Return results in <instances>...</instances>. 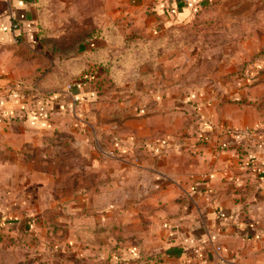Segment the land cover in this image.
<instances>
[{
    "label": "crops",
    "instance_id": "crops-1",
    "mask_svg": "<svg viewBox=\"0 0 264 264\" xmlns=\"http://www.w3.org/2000/svg\"><path fill=\"white\" fill-rule=\"evenodd\" d=\"M153 1L118 0L117 24L157 34L213 2ZM245 1L235 12L259 27L246 41L214 48V83L186 90L183 80L163 88L136 80L125 89L105 84L98 95L91 77L72 91L61 81L35 87L48 55L28 53L39 45L47 0H0V228L50 224L68 237L59 253L79 264H264V132L239 133L264 129L263 62L237 73L241 56L264 47V6ZM106 26L94 29L118 28ZM105 41L97 37L95 46L116 48ZM86 52V66L88 57L106 59ZM75 65L68 71L77 76ZM166 65L160 74L168 75ZM110 66V76L134 71L116 59Z\"/></svg>",
    "mask_w": 264,
    "mask_h": 264
},
{
    "label": "rangeland",
    "instance_id": "rangeland-1",
    "mask_svg": "<svg viewBox=\"0 0 264 264\" xmlns=\"http://www.w3.org/2000/svg\"><path fill=\"white\" fill-rule=\"evenodd\" d=\"M67 1L47 0L42 12L41 29L42 35L46 39L49 38L48 43L50 44L36 46L35 51L30 50L29 56H31L30 54H36L37 48L42 47L48 51V56H59L61 54L68 56L70 49L82 41L88 33L93 30L96 31L97 29H94V27L100 23H103V26L107 24L106 27H110L113 23L118 26V28H110L107 32L109 40H120L123 44H115V46L120 49H127V52L129 48L137 47V50L140 48V44L144 45V41H140L142 39L160 37V41L155 46L160 51L159 55H144L141 58L137 57V55H132V58L126 62L128 69H125L134 70L132 76L121 75L125 73L124 70H122L121 76H110L108 71L104 74L102 73L101 77H98L100 78L98 79L99 82L96 83L95 93L98 95L102 93V88L105 84L109 88L125 89L133 86L132 84L136 80H142L144 82L143 85L152 86V88H163L171 82L180 84L183 80L182 86L186 90L202 84H208L212 81L214 69H218L220 65L219 61L214 62L212 60L211 53L214 51V48H224V46L228 48L230 38L246 41V37L249 34L252 35L251 28L259 27L258 23H253L255 19L252 16L244 18V10L240 15L235 12V6L241 8L247 6L245 0H213L204 10L198 12L192 21L182 25L171 26L166 30H162V32H156L157 34H152V31L119 26L120 24H117L114 17V11L112 12V10L123 6L118 0ZM262 1L263 3L260 4L264 6V0ZM150 4H152L153 8L154 1L151 0ZM145 13L147 15L150 14L148 10ZM235 16H241L242 18L238 20L237 17L238 21H234ZM101 17L104 18L101 19ZM235 23L236 27H234ZM262 36L264 37V24ZM53 43H55L54 47L51 46ZM244 46L246 45L243 43L238 44L236 49L238 47L243 52ZM238 49L237 53H239ZM22 52L24 53L21 49L20 53ZM170 52L171 55L166 56ZM202 52L209 55L202 56ZM186 56L189 59H186ZM163 58L166 60L164 61ZM260 61L263 62L260 72H264V47L250 56H241L238 59V75L248 70L256 69L257 65L261 63ZM54 63L56 62L50 60L48 66ZM165 63H167L166 67H169L168 75L163 74V72L160 74L158 71L163 68ZM181 65H183L185 70L188 68L186 73H191V75L184 73L183 78H180L178 73L177 75H173L177 69H180ZM39 68H41V65ZM62 68L63 70H68L69 67L62 66ZM57 70L61 71L60 69ZM140 70L147 74L152 73L153 75L152 77H140L138 75V71ZM154 70L155 72H153ZM199 72L209 74L210 76H199ZM64 79L68 83H73L69 80L70 78L65 77ZM210 83L212 84L214 81ZM34 86L37 87L36 84ZM43 228L38 230L32 229L27 233L10 232L9 230L0 228V264H79L66 256L67 254L59 253L60 251L56 248L57 245L62 243L69 244L68 237H65L62 231H54V228L50 224H45ZM114 255L118 256L119 254L115 253ZM80 264H88V262L82 261Z\"/></svg>",
    "mask_w": 264,
    "mask_h": 264
},
{
    "label": "trees",
    "instance_id": "trees-1",
    "mask_svg": "<svg viewBox=\"0 0 264 264\" xmlns=\"http://www.w3.org/2000/svg\"><path fill=\"white\" fill-rule=\"evenodd\" d=\"M110 28L108 29V31ZM102 31V30H101ZM109 34H101L100 31H91L88 33L82 41L78 42L75 46H73L70 49V54L68 56H65V54L61 55H51L45 57L44 64L41 66V68H38L37 72L35 73L34 77V84L37 86L41 87V83L44 80H51V81H61L62 83H68L64 78H70L71 82L78 83L82 80L85 79H90L92 80H98V77H101L102 73L104 74L105 72L109 71L112 66L111 63L116 59L118 62H121L126 65V62L130 58H132V55H137V57L141 58L144 55H149V56H156L159 55L160 51L159 49H156V44L160 41V37H152V38H146L142 39L140 41H144V45L140 44V48L136 50L137 47L135 48H129L128 52L124 49L120 48H114L111 49L107 44L103 46H95V39L97 37L102 36L106 41L109 42ZM37 39L39 42V45L44 46V42L46 41L48 43L49 38H44L42 35V29H41V24H38V31H37ZM112 44L116 45H122L123 42L120 40H110ZM45 43V45L47 44ZM50 43H48L49 45ZM52 44V43H51ZM54 44L51 45L54 47ZM87 46H91L90 49H87ZM40 51L46 53L48 55V51L44 50L45 48H37ZM36 50V49H35ZM53 50V49H52ZM92 50L94 53L99 54V56H102L105 54L106 59L103 60H96L93 57H88V66L84 63V60L86 59V55L88 52ZM100 50V51H99ZM96 51V52H95ZM116 55H119V57H116ZM114 57V58H113ZM113 58V59H111ZM54 62L55 60H58V63H54L51 66H48L49 61ZM46 62V63H45ZM75 65L80 68L79 75H71L68 70H63L61 69L62 66H70V65ZM127 66V65H126ZM55 67V68H54ZM60 69L61 71L57 70ZM96 74V76H91V74ZM99 82V80H98Z\"/></svg>",
    "mask_w": 264,
    "mask_h": 264
},
{
    "label": "built area",
    "instance_id": "built-area-1",
    "mask_svg": "<svg viewBox=\"0 0 264 264\" xmlns=\"http://www.w3.org/2000/svg\"><path fill=\"white\" fill-rule=\"evenodd\" d=\"M13 26H14V27H17V24L14 22ZM15 41H16V43L19 42V38H15ZM73 87H74V84H73V83H69V84L67 85V89H68L69 91H72ZM75 98L78 99L77 97H75ZM258 132H264V129H256V130H252V129H250V128H245V129H241V130H239V133H240V134H243L244 136H246V137H248V138H251V136H252L254 133H258ZM164 143H165V142H164ZM218 248H220V247H218Z\"/></svg>",
    "mask_w": 264,
    "mask_h": 264
}]
</instances>
